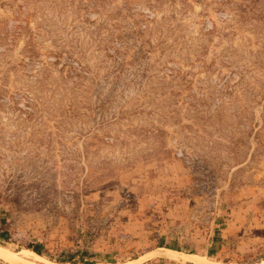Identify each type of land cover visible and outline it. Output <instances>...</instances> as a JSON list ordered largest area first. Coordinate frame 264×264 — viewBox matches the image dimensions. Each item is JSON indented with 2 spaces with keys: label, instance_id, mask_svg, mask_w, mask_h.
<instances>
[{
  "label": "rangeland",
  "instance_id": "rangeland-1",
  "mask_svg": "<svg viewBox=\"0 0 264 264\" xmlns=\"http://www.w3.org/2000/svg\"><path fill=\"white\" fill-rule=\"evenodd\" d=\"M0 246L264 264V0H0Z\"/></svg>",
  "mask_w": 264,
  "mask_h": 264
},
{
  "label": "bare ground",
  "instance_id": "bare-ground-1",
  "mask_svg": "<svg viewBox=\"0 0 264 264\" xmlns=\"http://www.w3.org/2000/svg\"><path fill=\"white\" fill-rule=\"evenodd\" d=\"M163 253L167 256H170L176 259L181 258V257L185 258L183 254L177 251H174V250L165 249L163 250ZM189 257H191V259L198 264H210V262L206 258H202L197 255H191ZM0 258L12 264H39L35 262L34 260L33 261L29 260L25 257L19 256L16 253L8 251L7 249H4L1 246H0ZM43 264H70V263H58V262H52V261H44Z\"/></svg>",
  "mask_w": 264,
  "mask_h": 264
},
{
  "label": "trees",
  "instance_id": "trees-1",
  "mask_svg": "<svg viewBox=\"0 0 264 264\" xmlns=\"http://www.w3.org/2000/svg\"><path fill=\"white\" fill-rule=\"evenodd\" d=\"M32 249V248H31ZM69 260L67 259H61L60 262H68ZM81 263L89 264L88 261H80Z\"/></svg>",
  "mask_w": 264,
  "mask_h": 264
}]
</instances>
